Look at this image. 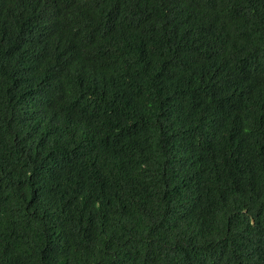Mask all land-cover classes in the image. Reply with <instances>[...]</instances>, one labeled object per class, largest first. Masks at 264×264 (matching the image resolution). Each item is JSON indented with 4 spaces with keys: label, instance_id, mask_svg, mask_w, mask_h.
Instances as JSON below:
<instances>
[{
    "label": "trees",
    "instance_id": "16d2710c",
    "mask_svg": "<svg viewBox=\"0 0 264 264\" xmlns=\"http://www.w3.org/2000/svg\"><path fill=\"white\" fill-rule=\"evenodd\" d=\"M0 264H264V0H0Z\"/></svg>",
    "mask_w": 264,
    "mask_h": 264
}]
</instances>
